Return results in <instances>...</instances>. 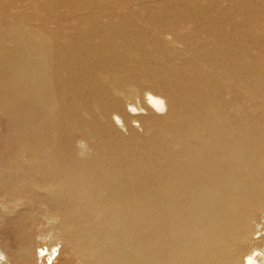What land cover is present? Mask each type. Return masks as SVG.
I'll return each mask as SVG.
<instances>
[{
	"label": "rangeland",
	"instance_id": "rangeland-1",
	"mask_svg": "<svg viewBox=\"0 0 264 264\" xmlns=\"http://www.w3.org/2000/svg\"><path fill=\"white\" fill-rule=\"evenodd\" d=\"M82 1L55 5L50 0H14L6 2L4 14L0 11V252L8 256H19L27 236L36 245L59 244L62 253L55 264H101L81 255L74 240L86 231L90 243L99 247L114 223H108V211L89 210L79 192L65 188V177L77 183L76 174L85 167L80 169L102 183V165L122 154L117 139L131 137L139 145L136 158L120 162L119 174L123 182L138 181L151 189L163 157L180 148L179 143L169 147L160 136L158 152L142 153V141L162 127L154 113L180 115L204 104L216 118L211 92L216 81L229 86L218 98L246 100L244 113L249 117L262 103L254 79L238 76L240 81L230 82L217 69L218 64L238 68L235 49L259 53L257 28L248 26L243 16L220 33L202 30L194 35L196 0ZM210 2L216 4L200 0L201 5ZM121 22H127L126 27H120ZM207 22L200 18L198 25ZM111 28L116 33L105 35ZM153 48L159 50L158 58L140 71L142 55L153 53ZM148 91L162 96L166 109L151 113L145 103ZM200 136L216 144L208 131L201 130ZM58 168L67 173L56 175ZM109 190H118L117 185ZM117 193L118 199L125 197L121 190ZM58 194L65 196L66 205L52 200ZM145 212L150 224L152 212ZM246 214L253 226L248 239L239 232L232 237L234 257L241 261L256 245L264 248V210L247 209ZM152 232L147 236L153 237ZM176 255L178 250L166 249L149 258L129 256L128 264H175Z\"/></svg>",
	"mask_w": 264,
	"mask_h": 264
},
{
	"label": "bare ground",
	"instance_id": "bare-ground-1",
	"mask_svg": "<svg viewBox=\"0 0 264 264\" xmlns=\"http://www.w3.org/2000/svg\"><path fill=\"white\" fill-rule=\"evenodd\" d=\"M12 1L14 0L1 1L0 11L3 14L6 2ZM34 1L41 3L44 0ZM75 1L83 2L50 0L55 5ZM169 1L173 3L178 0ZM196 1L193 19H199L194 20V35L202 30L220 33L237 16H243L248 26L257 28L259 53L249 55L246 50L235 49L233 56H237L238 62L241 61L237 64L238 68L218 64L217 69L230 82L240 81L238 76L254 79L262 92V103L256 105V114L249 117L244 113L246 100H241L240 97L231 101L218 98L220 92L228 90L229 86L216 81V87L211 88L212 94L216 96V118L210 116L204 104L190 106L180 115L169 111L159 115L154 111L166 109V101L159 94L148 91L146 106L157 120L163 122L150 140L142 141V153L151 155L158 152L160 136L164 137L169 147L180 144L177 152H171L167 158L163 157V167L153 173L154 184L151 189L141 187L138 181L123 182L125 180L119 174L120 162H133L136 158L139 145L131 137L125 138V141L120 137L117 139L123 144L122 154L116 155V161L110 159L107 164L102 165V183H96L92 173L80 169L85 167H80L76 174L78 184L67 176L64 179L63 186L79 192L89 210L108 211V223H114L111 224L112 231L106 233V241L100 243L99 247L90 243L86 231H82L77 239H72L79 243L81 255L89 261L128 264L131 256L133 259L136 258L134 255L149 258L172 249L179 253L175 264H264V248L260 245L247 252L242 261L240 256L234 257L236 242L232 238L239 232L243 239H248L251 223L246 214L247 209L264 210V0H261L262 3L259 0H216V4L210 2L206 5H201L200 0ZM70 8L76 9L75 6ZM51 14L53 13H48ZM200 18L208 22L200 26ZM126 25L127 22H121L119 26ZM114 33L115 28L104 31L105 35ZM132 41L140 43L137 39ZM218 51L216 49V53ZM158 52L155 50L142 55L138 69L144 72L148 68L146 64L158 58ZM211 57L216 59V56ZM167 58L171 59L169 55ZM161 64L165 66L163 62ZM194 87L200 88V85ZM129 107L135 110V114L139 112L134 105ZM115 117L121 122L117 114ZM201 130L216 137V144L202 139ZM107 132L111 134L108 128ZM66 173L67 170L61 168L55 171L56 175ZM112 185H117L118 190H109ZM119 190L120 195H125L124 198H117ZM52 200L67 204L62 194L56 195ZM145 211L152 212L150 224L146 221ZM196 227L198 229L194 230ZM148 231H153V237L147 236ZM260 237L261 244H264V236ZM22 245L19 256L12 257L3 253L7 264H55L62 253L59 244L36 245L27 236L22 240Z\"/></svg>",
	"mask_w": 264,
	"mask_h": 264
},
{
	"label": "clouds",
	"instance_id": "clouds-1",
	"mask_svg": "<svg viewBox=\"0 0 264 264\" xmlns=\"http://www.w3.org/2000/svg\"><path fill=\"white\" fill-rule=\"evenodd\" d=\"M5 256L3 253H0V264H3V262L5 261Z\"/></svg>",
	"mask_w": 264,
	"mask_h": 264
}]
</instances>
